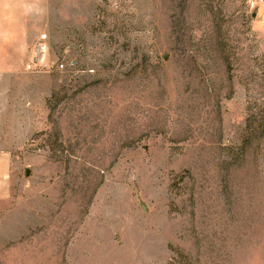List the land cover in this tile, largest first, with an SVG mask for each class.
<instances>
[{
	"label": "rangeland",
	"instance_id": "rangeland-1",
	"mask_svg": "<svg viewBox=\"0 0 264 264\" xmlns=\"http://www.w3.org/2000/svg\"><path fill=\"white\" fill-rule=\"evenodd\" d=\"M263 12L0 0V264H264Z\"/></svg>",
	"mask_w": 264,
	"mask_h": 264
},
{
	"label": "built area",
	"instance_id": "built-area-1",
	"mask_svg": "<svg viewBox=\"0 0 264 264\" xmlns=\"http://www.w3.org/2000/svg\"><path fill=\"white\" fill-rule=\"evenodd\" d=\"M250 1L253 5H264V0H250ZM36 51H37L36 53L37 57L35 62L38 63L39 64L38 66H40V68L46 71L47 73L53 74L55 70H57L58 72H63L66 69V65H64L63 63L54 65L51 64V62H49V59L46 54L47 46L45 43V39H42L40 44H38ZM72 66H74V64H72ZM28 69H32V66H29Z\"/></svg>",
	"mask_w": 264,
	"mask_h": 264
},
{
	"label": "crops",
	"instance_id": "crops-1",
	"mask_svg": "<svg viewBox=\"0 0 264 264\" xmlns=\"http://www.w3.org/2000/svg\"><path fill=\"white\" fill-rule=\"evenodd\" d=\"M262 19H264V12L262 13ZM7 156L5 155V153H3V155H0V160H2V165H1V169H0V179L4 178L5 176V172H6V160Z\"/></svg>",
	"mask_w": 264,
	"mask_h": 264
}]
</instances>
